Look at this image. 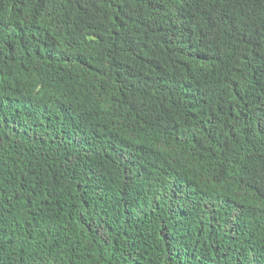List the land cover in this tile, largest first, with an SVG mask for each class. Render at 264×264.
Wrapping results in <instances>:
<instances>
[{
  "label": "trees",
  "instance_id": "obj_1",
  "mask_svg": "<svg viewBox=\"0 0 264 264\" xmlns=\"http://www.w3.org/2000/svg\"><path fill=\"white\" fill-rule=\"evenodd\" d=\"M0 264H264V0H0Z\"/></svg>",
  "mask_w": 264,
  "mask_h": 264
}]
</instances>
